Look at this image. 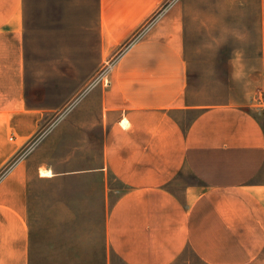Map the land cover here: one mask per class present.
I'll list each match as a JSON object with an SVG mask.
<instances>
[{
  "label": "crops",
  "instance_id": "1",
  "mask_svg": "<svg viewBox=\"0 0 264 264\" xmlns=\"http://www.w3.org/2000/svg\"><path fill=\"white\" fill-rule=\"evenodd\" d=\"M162 1L98 0L120 50L109 85L85 98L86 116L99 99V157L60 169L33 156L8 166L45 111L28 101L27 1L0 0V264H32L31 213L49 199L40 185L52 188L53 226L91 225L99 211L103 264L110 253L121 264H264V0L259 53L243 58L247 73L257 68L255 89L211 101L194 94L179 26L146 27ZM72 186L83 217L56 216Z\"/></svg>",
  "mask_w": 264,
  "mask_h": 264
},
{
  "label": "rangeland",
  "instance_id": "2",
  "mask_svg": "<svg viewBox=\"0 0 264 264\" xmlns=\"http://www.w3.org/2000/svg\"><path fill=\"white\" fill-rule=\"evenodd\" d=\"M26 1L28 101L45 112L33 137L8 166L27 156H33L34 165L47 160L60 169L95 165L101 141L99 125H93L100 119L99 99L89 100L92 109L86 116L85 98L91 90L109 85L108 73L120 50L101 29L98 0ZM260 15V0H164L146 27L161 18L179 26L194 94L211 101L231 90L243 95L255 89L252 79L258 78L257 68L247 73L243 58L259 53ZM86 122L92 126L87 135ZM182 177L192 180L190 175ZM38 187L49 199L43 211L34 208L31 213L32 264H103V233L95 206L91 225L53 226L52 211L47 208L52 188ZM77 192L72 186L60 193L61 199L73 201L57 209L56 216L83 217V210L76 208ZM52 248H57L54 255ZM109 259L110 264H121L113 253ZM189 261L195 260L189 257Z\"/></svg>",
  "mask_w": 264,
  "mask_h": 264
},
{
  "label": "bare ground",
  "instance_id": "3",
  "mask_svg": "<svg viewBox=\"0 0 264 264\" xmlns=\"http://www.w3.org/2000/svg\"><path fill=\"white\" fill-rule=\"evenodd\" d=\"M44 172H47V173H49V170H47V171H44ZM44 174V173H43ZM46 174V173H45Z\"/></svg>",
  "mask_w": 264,
  "mask_h": 264
}]
</instances>
